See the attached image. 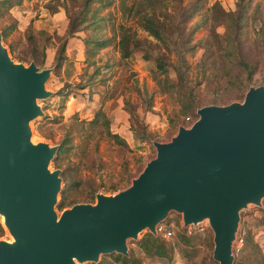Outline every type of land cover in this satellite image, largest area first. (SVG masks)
<instances>
[{"label": "water", "instance_id": "95a60500", "mask_svg": "<svg viewBox=\"0 0 264 264\" xmlns=\"http://www.w3.org/2000/svg\"><path fill=\"white\" fill-rule=\"evenodd\" d=\"M49 68L14 61L0 35V214L13 240H0V264H72L101 254H125V240L155 226L170 210L183 225L206 218L211 256L231 264V242L246 204L264 195V86L250 85L241 101L196 108L188 127L152 141L154 156L130 183L95 194L59 214L53 209L59 170L47 164L57 145L29 140L28 122L49 94Z\"/></svg>", "mask_w": 264, "mask_h": 264}, {"label": "rangeland", "instance_id": "374dc122", "mask_svg": "<svg viewBox=\"0 0 264 264\" xmlns=\"http://www.w3.org/2000/svg\"><path fill=\"white\" fill-rule=\"evenodd\" d=\"M64 1L68 5L70 4L68 0ZM212 1L207 0L206 5ZM218 1L224 9H233L236 0ZM47 2L52 3L54 0H21L19 4L0 13V32L4 34L1 41L9 56L14 61L27 64L29 61H34L31 59V53L36 58H40L43 54L42 61L34 63L38 68H49L48 76L44 82V89L49 94L35 99L42 113L28 122L29 140L32 143L44 141L49 145H58L61 139L71 134L69 144L73 143V145L69 153L63 155L62 165L54 167L49 160L47 168L49 170L58 169L60 176L62 167L71 164L73 167L79 168V171L76 172L77 175L80 174L94 180L96 193H114L115 191L103 192V186H107L111 180L117 179L120 176L118 171L123 167L127 168L131 176L134 177L144 163L154 156L155 149L152 141H168L175 134L178 126L188 127L197 116L196 108H193L192 112L181 113L175 95L159 91L151 79V69L154 67L153 60L144 58L141 52L138 49H133L131 45L129 56L125 59L119 57V52L111 42L109 45L98 49L95 55H91L85 61L81 41L86 34L92 33L91 27L85 28L87 31L79 28L73 31L71 35H67L65 33L67 16L64 9L58 6L55 11H48L45 7ZM246 2L250 16L247 20V27L248 29L253 28L254 31L257 30L259 32L257 38L264 39V0H247ZM95 5L97 6V3ZM72 8L75 10L77 6ZM98 14L102 15L103 18L101 24L104 27L103 29L100 28L103 35L111 34L110 28H115L118 24L123 23L135 29L139 37H146L152 43L155 42L151 36L137 28L131 18L122 13L118 0H112L107 6L100 7ZM196 18L197 15L191 18L190 22ZM216 29L219 32L222 31L220 25ZM203 32L204 29H199L194 34L193 39L201 36ZM249 42L251 41L249 40ZM60 43H64L63 54L65 57L61 60L60 65L54 69V56ZM249 44H245L244 50L251 54L249 51L253 45ZM201 55L202 49L199 47L186 55V59L190 62L188 76L191 83L195 84V91L200 100L198 105H223L231 101H241L243 98L241 93L238 97L227 98L235 93V83L229 84L224 78L197 79L198 66L196 62ZM169 75L174 77L171 68H169ZM259 76V72H255L248 85L264 86V82H260ZM59 90H62L60 94L58 93ZM211 99H214L215 102H209ZM124 106L130 107L135 112L136 117L129 114ZM99 108L109 117L110 131L123 137L127 145L120 147L112 140L95 135L94 138L89 139V144L84 147V151L88 150L95 157L94 163L97 166H92L87 170L82 168L83 164L78 163L82 145H75L78 143V138L82 132L78 129L79 120L91 119ZM186 116L189 117L188 120L185 119ZM142 127L150 132L149 139L144 138ZM96 139L97 147L93 153L91 152L93 151L92 146ZM99 157L102 160L101 163ZM129 182L130 180L125 179L120 181L119 186L124 188ZM69 193L64 208L78 202L93 203L95 201V196L89 198L83 195L82 187L71 189ZM58 200L59 193H57L53 204L56 214L64 209L57 207ZM238 214L240 220L245 215L247 218L249 216L254 218L264 214V195L261 196L259 205L248 202L246 206L239 209ZM167 219L174 224L171 228L174 234L178 227L177 222L180 224L181 221L180 213L170 210L160 223L165 225ZM239 219L238 224L241 223ZM0 224L2 226L0 240H13L2 222L1 214ZM250 230L253 232L257 251L264 260V235L260 238L261 232L259 233V231L264 230V224L256 230L252 226ZM146 231H149L147 227H143L137 232L135 238H127L125 240L127 250L129 247L133 248L136 239L140 238ZM156 234L167 242L171 239V237H164L160 233ZM200 236L206 239L203 243H198L195 253L188 259L181 256L174 248L169 251V255L164 261L160 259L151 260L137 251H134L133 255H138L145 264H218L211 257L213 246L211 230L202 232ZM106 254H101L99 258ZM87 262L89 261L79 262L73 258L72 264H86Z\"/></svg>", "mask_w": 264, "mask_h": 264}, {"label": "trees", "instance_id": "16d2710c", "mask_svg": "<svg viewBox=\"0 0 264 264\" xmlns=\"http://www.w3.org/2000/svg\"><path fill=\"white\" fill-rule=\"evenodd\" d=\"M68 1L70 2L69 5L72 3V6L69 7L64 0H54L52 3L47 2L45 7L51 12L55 11L58 6L64 9L67 16L65 29L67 35H71L73 31L79 28L91 27L92 33L86 34L82 41L80 40L84 48L85 61L91 55H95L98 49L109 45L111 42L119 52V57L125 59L129 56L131 45L133 49H138L144 58L153 60L154 67L151 69V79L159 91L175 95L181 113L192 112L193 108L199 107L200 100L195 91V84L191 83L188 76L190 62L186 59V55L192 53L196 47L202 49V55L196 62L198 66L197 79L224 78L229 84L235 83V93L227 98L238 97L240 93L244 95L249 87L248 83L257 71L260 75V82H264V39L257 38L259 35L257 30L254 31L253 28L248 29L247 27V20L250 18L247 0H236L233 9H224L218 0H213L208 5H206L207 0H118L122 13L131 18L137 28L151 36L155 41L154 43L146 37H139L135 29L123 23L118 24L115 28H110L111 34H102L104 26L101 24L102 15L98 14L99 8L107 6L112 0ZM20 2L21 0H0V13L6 12L10 7ZM74 6H77V9L73 10L72 7ZM195 15L197 18L190 22ZM219 25L222 27L221 32L216 29ZM101 27L102 29H100ZM199 29H204L203 34L193 39L194 34ZM0 35L3 39L4 34L0 32ZM64 43H60L55 52L54 69L60 65L61 60L65 57L63 54ZM245 44L253 45L249 51L251 54L245 52ZM31 54L33 62L42 61L43 54L40 58H36L33 53ZM169 68L174 73L173 78L169 75ZM61 92L62 90L58 91L59 94ZM209 102H215V100L211 99ZM124 108L129 114L136 117L135 112L130 107L124 106ZM79 122L78 129L82 132L78 138V143L75 145H82L78 161V163L83 164L82 168L89 170L90 167L97 166L94 163L95 157L88 150L84 151V147L89 144V139L94 138L95 135L112 140L120 147L127 145L123 137L110 131L109 117L101 108L96 110L91 119L79 120ZM86 126H89V129ZM142 128L144 138L149 139L150 132L144 127ZM38 129L40 128L38 127ZM70 135L68 134L58 143L57 149L50 159L54 167L62 165L63 155H67L73 145V143L69 144ZM96 142L97 139L92 146L93 151L91 152L93 153L96 151ZM101 162L102 160H100ZM77 171L79 168L73 167L71 164H66L61 169L62 186L58 191L59 200L57 202V207L61 209L65 207V201H68L66 199L71 189L82 187L83 195L89 198H93L96 194L94 180L80 174L77 175ZM118 174L120 176L117 179L111 180L110 184L103 186V192L121 189L123 187L119 186L120 181L133 178L125 167L118 171ZM263 223L264 214L254 218L253 216L246 218L243 224L245 231L242 235V242L238 248L232 247L233 259L231 264H264L263 257L257 251L253 232L250 230L252 226L256 230ZM177 225L174 234L171 230L174 226L171 220L167 219L165 225H162L164 229L171 230L169 235L171 239L168 242L157 234L146 231L140 238L136 239L135 246L129 247L125 254L111 252L102 255L95 262L89 261L86 264H145L138 255H133L134 251L146 255L151 260L160 259L164 261L173 248L181 256L188 259L195 253L198 243H203L206 238L200 236L201 231L187 234L179 222ZM1 232L2 226L0 224Z\"/></svg>", "mask_w": 264, "mask_h": 264}, {"label": "built area", "instance_id": "2783aa9c", "mask_svg": "<svg viewBox=\"0 0 264 264\" xmlns=\"http://www.w3.org/2000/svg\"><path fill=\"white\" fill-rule=\"evenodd\" d=\"M185 119L188 120L189 117L186 116ZM180 226L185 228V231H186L187 234H190V233H192L194 231H201V232L210 231V227H209V224H208V221H207L206 218L198 220V221H196L194 223H192V222L188 223L187 225H183L182 222L180 221ZM244 231H245L244 227H242L240 225V222H239V224L237 222V227H236V230L234 232V237H233L232 242H231V248L233 246L235 248L239 247V245L242 242V235H243ZM155 233H160L164 237H169V235L171 234V230L164 229L163 226L158 223L155 226Z\"/></svg>", "mask_w": 264, "mask_h": 264}, {"label": "crops", "instance_id": "0c3cea01", "mask_svg": "<svg viewBox=\"0 0 264 264\" xmlns=\"http://www.w3.org/2000/svg\"><path fill=\"white\" fill-rule=\"evenodd\" d=\"M240 217V216H239ZM247 216L245 215L243 218H241V223L240 225L243 227L244 221L246 220ZM264 224V223H263ZM261 232L260 238H262V236L264 235V230L259 231V233Z\"/></svg>", "mask_w": 264, "mask_h": 264}, {"label": "bare ground", "instance_id": "6f19581e", "mask_svg": "<svg viewBox=\"0 0 264 264\" xmlns=\"http://www.w3.org/2000/svg\"><path fill=\"white\" fill-rule=\"evenodd\" d=\"M6 241H10V242H11V241H12V239H11V240L9 239V240H6Z\"/></svg>", "mask_w": 264, "mask_h": 264}]
</instances>
